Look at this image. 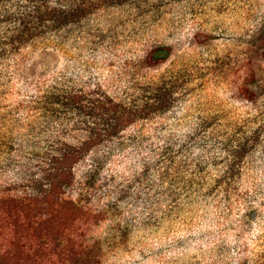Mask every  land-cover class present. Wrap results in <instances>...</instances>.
I'll return each mask as SVG.
<instances>
[{"label":"rangeland","instance_id":"374dc122","mask_svg":"<svg viewBox=\"0 0 264 264\" xmlns=\"http://www.w3.org/2000/svg\"><path fill=\"white\" fill-rule=\"evenodd\" d=\"M108 2L0 61V264H264V0ZM160 86L162 113L47 198L54 156L83 140L53 97ZM69 199L103 214L48 206Z\"/></svg>","mask_w":264,"mask_h":264},{"label":"trees","instance_id":"16d2710c","mask_svg":"<svg viewBox=\"0 0 264 264\" xmlns=\"http://www.w3.org/2000/svg\"><path fill=\"white\" fill-rule=\"evenodd\" d=\"M4 0H0L3 2ZM108 0H21L17 11L0 14V61L3 58H22L29 47L46 40L72 23H76L88 13L103 7ZM164 90V91H163ZM151 98L145 94H133L130 97H113L100 88L88 91H66L53 97L56 106L66 108L69 113L77 114L83 119L81 133L83 140L77 146H67L63 153L54 156L52 163L53 185L50 186L47 198L54 191L74 185V169L81 162L82 156L106 144L108 139L116 138L130 127L154 113H162L167 106V93L164 87L154 90ZM147 94V92H145ZM51 102V103H52ZM60 161L65 163L66 170L61 171ZM48 201L41 204L38 210L45 208ZM74 199L55 202V207H64L70 215L88 218H99L102 214L90 206H76ZM45 204V205H44ZM47 206V207H48ZM29 210L22 206L18 214ZM47 222V221H46ZM14 221L12 228H17ZM46 231L57 230L45 226Z\"/></svg>","mask_w":264,"mask_h":264}]
</instances>
